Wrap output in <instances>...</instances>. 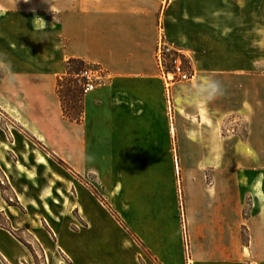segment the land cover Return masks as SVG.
Returning a JSON list of instances; mask_svg holds the SVG:
<instances>
[{
  "label": "crops",
  "instance_id": "1",
  "mask_svg": "<svg viewBox=\"0 0 264 264\" xmlns=\"http://www.w3.org/2000/svg\"><path fill=\"white\" fill-rule=\"evenodd\" d=\"M160 32L189 55L195 72L187 93L191 103L187 109L175 105L172 133L155 61ZM261 33L264 0H0V102L20 129L74 176L92 177L91 186L117 215L106 207L110 217L119 226H130L161 264H182L178 239L167 238L161 197L172 174L173 134L182 160L222 161L223 173H207V188L197 178L199 169L184 173L187 207L195 202L206 219L216 214L227 227L234 218L241 219L251 235L264 237ZM70 58L97 65L104 74L82 97L80 123L64 118L56 93V80L65 74ZM213 83L218 90L209 98ZM227 118L231 133L222 130ZM243 125L245 134L239 131ZM9 150L0 147V183L9 186L17 204L7 201L0 185V217L6 223L0 222V264H31L35 253L15 234L29 230L24 221L29 212H21L28 210L18 193L25 182L13 183L20 161L11 162ZM31 160L38 162L36 154ZM67 186L73 196L68 202L74 206L60 219V228L51 216L38 220L44 232L35 228L34 240L41 253H62L71 264H107L113 252L130 250L133 236L116 224L114 236L103 234L98 221L103 203L80 194L76 182ZM193 214L189 205L187 216ZM73 218L82 228L71 233L65 225L75 224ZM130 260L137 264L139 257L134 254Z\"/></svg>",
  "mask_w": 264,
  "mask_h": 264
},
{
  "label": "rangeland",
  "instance_id": "2",
  "mask_svg": "<svg viewBox=\"0 0 264 264\" xmlns=\"http://www.w3.org/2000/svg\"><path fill=\"white\" fill-rule=\"evenodd\" d=\"M263 60L264 33H261V61ZM189 61V72L193 75L191 81L176 83L173 85H176L175 87H177V96H175V98L177 99H174V106L176 105L177 107L183 109H187V106H189L188 104L191 103L190 97L187 93L189 83L194 82L195 75L191 63V58ZM3 72V68H0V76L3 74ZM157 76L159 78L158 66ZM77 83L80 84L78 81ZM80 86L82 89L81 84ZM70 87V89H75V86ZM67 88L68 87L65 86L63 88V91L66 99L69 100L70 97H68L66 93ZM82 93L85 94L83 91ZM75 100V106L78 110L80 105L79 97L77 96ZM166 105L167 104L165 103V108ZM223 123H225V125L222 127L223 132L228 131V133H231L232 121L230 120V118L225 119ZM167 124L168 130L172 133L174 125L171 129L169 126V121L167 122ZM239 131L242 134H245V125L241 126ZM0 141H5L6 143V145L4 146L0 144L1 149L4 150L5 147H10L12 149L11 151H7V154L5 153L7 158L11 162L15 159L20 161L18 166H16L18 172L14 176L15 181H13V183L17 186L16 180H20L23 183L25 182L24 186L20 185L21 188L18 189V193L21 200H24V205L28 208V210L24 211L21 209V212H29V215L26 216V220H24L25 225L29 226V230L22 229L19 231H15V234L23 242L27 243V245H29L35 253V259L31 264L72 263L62 253L58 254L56 252L55 255L49 254L47 257H45L41 253L36 241L34 240V238L36 239L34 235V233H36L35 228L39 226V228H41L44 232L42 226L39 225L38 222L40 218H42L44 215L51 216L53 217V219L55 218L57 227L60 228V219L70 213V210L73 208L74 204L68 202V199L73 200V196L71 195L70 190H68L67 185H69L71 181H73V183L76 182L81 185L80 194H88L92 197L94 195L105 206L104 207L102 204H100L101 210L98 216L100 227L104 230L103 234H107L109 235V237H111V235L114 236L115 232L118 230H122L129 238V233L134 234V236L132 235L133 239L130 238L131 249H126L121 254H119L118 252H113L110 256L111 260L107 261V264H131L130 259L134 254H137V256L139 257L137 264H161L146 248L143 241L139 238V235H137L130 226L123 223H121V226H119L114 221V219L110 217V215L108 214L110 212H108L106 207L111 211L113 215H115V213L107 203V200L102 196L101 191L91 186L92 177L89 175V177H86V180H84L80 176H74L76 174L71 173L64 162L63 164H61L57 161L56 158H53L49 154L46 155L41 150L37 149H42V146L44 145L38 139L32 136V134H25L20 129L19 125L12 120L9 114L4 112L1 102ZM26 141L28 142V144H26ZM9 142H11L12 144H9ZM169 148L172 156V161H170L172 162L173 167L171 177L168 181H166L164 189L161 192V197L164 199V205L162 206L164 213L163 219L165 229L168 232L167 238L169 239V235H173L178 239V253L181 257L182 264H264V252L260 250L264 249V237H262L263 239L261 238V240H258V237L256 238V234L251 235L250 229L246 225L241 224V219L237 220V218H234L232 222H229L227 227V224L220 223V218L216 214L213 215V220H210L209 217L208 219H206L203 215V211L205 212V210L202 209V211L199 208V205H196L195 202H191L189 204L190 210H192L194 213L193 216H187L189 205L187 207L183 188V178L185 176L184 173H189L194 168L199 169L200 175H198L197 178L199 179L202 177L204 188H207L208 184H210L211 182V177L207 173H209L210 170L221 171V168H223L222 161L219 159L211 161L182 160L177 150V144L174 134L172 143L170 142ZM39 153L44 154L48 162L47 164H44L43 167L39 166V163L42 164V161L40 160V158H38ZM35 154L38 162H33L31 160L32 156H35ZM259 162V168L264 175V161ZM37 170H39V174H37ZM204 172H206V174H204ZM221 173L223 172L221 171ZM2 178L3 176L0 172V182ZM0 185L3 189V194L5 198L9 200V203L17 204V199L13 196L14 194L9 186L5 182L0 183ZM53 194L55 196H53ZM9 198H12V200H10ZM134 210L138 211V209ZM210 210L211 209H209L208 211ZM217 210L218 209H215L213 213H215ZM248 213L249 202L247 200L245 208L243 209V216L246 217ZM73 214H75V212H73ZM241 215L240 218L242 217ZM115 216L117 217V215ZM134 218V225L139 227L141 225L139 218L136 216H134ZM34 221L36 222L33 223ZM73 221L75 224L65 225L66 229L71 233H74L79 229V227L82 228V225L79 221L74 220V218ZM0 222L2 224L5 223L2 217H0ZM18 224L22 225L23 222L18 221ZM115 224L117 225L118 230L113 229V225ZM261 228H264V225ZM222 230H227V232L223 234ZM135 237L138 240L135 239Z\"/></svg>",
  "mask_w": 264,
  "mask_h": 264
},
{
  "label": "built area",
  "instance_id": "3",
  "mask_svg": "<svg viewBox=\"0 0 264 264\" xmlns=\"http://www.w3.org/2000/svg\"><path fill=\"white\" fill-rule=\"evenodd\" d=\"M156 62L159 78L163 85V94L166 105V116L172 129L174 123V97L172 87L176 83L191 81L193 75L189 72L190 57L181 50L169 44L162 32L156 42ZM187 66V67H186ZM104 74L97 65H86L79 73L74 74V79L82 85V91L87 93L103 81Z\"/></svg>",
  "mask_w": 264,
  "mask_h": 264
},
{
  "label": "trees",
  "instance_id": "4",
  "mask_svg": "<svg viewBox=\"0 0 264 264\" xmlns=\"http://www.w3.org/2000/svg\"><path fill=\"white\" fill-rule=\"evenodd\" d=\"M85 67H86V63L83 60L78 58H70L65 62V74L61 77H58L56 80V93L60 100L63 116L65 119L77 123H80L82 121V114H83L82 97L84 94L82 93L80 84H78L77 81L74 79V74L79 73ZM65 86L68 87L66 93L67 96L70 97L69 100L66 99L64 95L63 88ZM70 86H75V89H70L71 88ZM77 96L79 97V102H80L78 110L77 107L75 106L76 104L75 98ZM42 147H43L42 149L46 153H50L53 158H56L59 163L63 164V161H61L55 155H53L47 148H45L44 146ZM130 234L134 236L133 233ZM135 239L137 238L135 237ZM27 246L29 247V249H31L29 245Z\"/></svg>",
  "mask_w": 264,
  "mask_h": 264
},
{
  "label": "clouds",
  "instance_id": "5",
  "mask_svg": "<svg viewBox=\"0 0 264 264\" xmlns=\"http://www.w3.org/2000/svg\"><path fill=\"white\" fill-rule=\"evenodd\" d=\"M209 87H210V89H211V91L209 92V98H211V95L216 91V90H218V85H216V84H210L209 85Z\"/></svg>",
  "mask_w": 264,
  "mask_h": 264
},
{
  "label": "bare ground",
  "instance_id": "6",
  "mask_svg": "<svg viewBox=\"0 0 264 264\" xmlns=\"http://www.w3.org/2000/svg\"><path fill=\"white\" fill-rule=\"evenodd\" d=\"M38 155H39L38 158H40V160H42L43 162H46L44 154L39 153ZM0 159L3 160V156L1 153H0Z\"/></svg>",
  "mask_w": 264,
  "mask_h": 264
}]
</instances>
